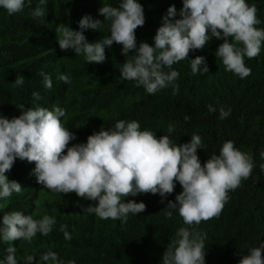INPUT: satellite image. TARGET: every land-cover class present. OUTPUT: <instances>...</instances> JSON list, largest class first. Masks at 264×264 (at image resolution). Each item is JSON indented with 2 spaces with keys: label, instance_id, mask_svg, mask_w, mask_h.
<instances>
[{
  "label": "trees",
  "instance_id": "16d2710c",
  "mask_svg": "<svg viewBox=\"0 0 264 264\" xmlns=\"http://www.w3.org/2000/svg\"><path fill=\"white\" fill-rule=\"evenodd\" d=\"M138 2L144 8L145 24L136 29L137 45L141 41L154 43L156 29L169 6L175 5L176 18H180L182 0ZM246 2L256 6L261 21L257 27L264 28V0ZM120 3L121 0H47L42 6L45 16L37 19L31 13L39 0H32L31 6L26 4L22 12L14 14L0 7V115L8 119L18 116L21 105L49 109L59 106L66 112L61 118L64 126L76 137L69 146L86 142L100 127H114L118 120H136L141 130L156 132L158 137L168 135L178 144L189 142L197 134L205 146L197 150L202 164L210 155L219 154L223 143L231 140L252 157V174L228 193L229 200L218 218L189 226L184 224L178 209L172 210L173 215L168 218L164 209L167 202H175L182 191L177 182L174 192L163 198L159 194L126 197L125 202H144L146 210L129 214L122 222L84 211L83 206L96 201L43 188L33 173L35 164L17 158L6 175L19 182L22 191L0 198V224L5 212L10 211H21L37 220L48 215L56 222L47 236L37 233L31 242H5L0 237V264H5L10 244L17 249L18 264H26L27 255L35 256L33 264H51L40 261V256L48 251L56 252L61 264H162L164 251L177 239L181 227L206 235L205 264H238L243 255L249 254V248L264 242V171L260 169L264 164V46L256 58L245 57L251 74L240 78L225 70L215 55L223 41L211 37L203 49L191 51L189 59L173 65L180 74L174 82L179 85L176 95L171 85L148 94L135 81L121 78L122 64L133 55H122L121 45L106 47L105 62L96 64L87 63L84 54L77 55L74 50L62 51L56 38L60 24L80 30L78 22L83 16L103 20L99 8L104 4L118 7ZM109 25L104 20L100 30L83 32L89 42H96L110 35ZM196 56L205 58L208 73H192L190 59ZM41 72L50 75L51 89L45 88ZM60 74L70 77V85L57 79ZM20 75L24 76V83L14 87L15 77ZM33 92H39L42 99L34 101ZM208 105L215 107L216 112L210 113ZM220 107L230 109L227 118H219ZM169 125L174 127L171 133ZM62 225L71 240L64 238Z\"/></svg>",
  "mask_w": 264,
  "mask_h": 264
},
{
  "label": "clouds",
  "instance_id": "9594fccd",
  "mask_svg": "<svg viewBox=\"0 0 264 264\" xmlns=\"http://www.w3.org/2000/svg\"><path fill=\"white\" fill-rule=\"evenodd\" d=\"M46 3L47 0H39L31 13L34 19L45 16L42 6ZM26 4L31 6L32 0H0V7L9 14L22 12ZM98 11L104 19L85 15L78 22L80 30L60 24L56 28L60 49L74 50L77 55L84 54L87 63L101 64L106 60V47L113 43L121 45L122 55L133 54L122 64L121 78L135 81L148 94H156L171 85L176 95L179 85L174 82L180 74L173 65L189 59L191 51L203 49L211 37L223 41L215 55L222 60L225 70L240 78L251 74L245 57L256 58L264 46V28L257 27L261 23L258 10L246 0H182L180 18H176L177 9L171 5L156 29L153 44L141 41L137 45L136 29L145 24L144 8L138 0H121L118 7L104 4ZM104 20L110 22V35L89 42L83 30H100ZM190 61L193 74L208 73L203 56ZM40 75L45 88L51 89L50 75L44 72ZM57 79L71 83L66 74H60ZM23 83L24 76L20 75L15 77L13 86ZM32 96L34 101L42 99L39 92H33ZM19 108L20 115L11 119L0 115V198L22 191V185L6 175L19 158L35 164L33 173L43 188L56 193H75L81 199L98 202L83 206L84 211L104 220L124 222L129 214L144 212V202H125V198L138 194H159L163 198L173 193L179 182L182 191L176 195L175 202H167L165 215L171 218L172 210L178 209L184 224L191 226L218 218L229 200L228 193L248 179L254 168L252 157L231 140L223 143L219 154L210 155L202 164L197 150L205 146L199 135L193 134L189 142L178 144L168 135L158 137L156 132L141 130L136 120H118L114 127H100L86 142L69 146L76 137L61 120L66 115L65 109L39 105ZM216 110L208 105L210 113ZM229 115L230 109L220 107V119ZM188 119L186 116L185 120ZM173 131L174 127L169 125L168 132ZM260 169L264 171V164ZM55 222L48 215L37 220L21 211L5 212L0 237L5 242H31L37 233L47 236ZM60 230L66 240H71L65 225ZM176 237L164 251L162 264H205L204 233L181 227ZM6 251L5 264H18L16 247L10 244ZM34 260L33 255L25 257L26 264H33ZM40 261L61 264L53 251L42 254ZM238 264H264V242L249 248V254L243 255Z\"/></svg>",
  "mask_w": 264,
  "mask_h": 264
}]
</instances>
